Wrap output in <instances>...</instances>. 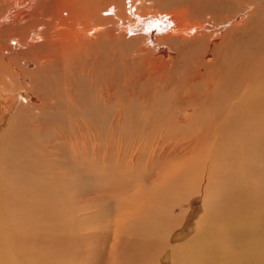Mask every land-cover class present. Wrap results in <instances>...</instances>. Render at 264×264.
I'll return each mask as SVG.
<instances>
[{"label":"bare ground","instance_id":"bare-ground-1","mask_svg":"<svg viewBox=\"0 0 264 264\" xmlns=\"http://www.w3.org/2000/svg\"><path fill=\"white\" fill-rule=\"evenodd\" d=\"M105 1L0 0V79L6 83L0 86V122L17 123L21 134L28 123L27 110L46 109L48 99L32 95L28 82L9 90L8 78L14 83L16 72L25 67L41 73L70 58L61 25L89 36L97 22L114 16L120 22L119 33L143 38L148 47H168L175 56L186 47L183 41L192 47L205 44V58H198L201 70L195 67L187 80L183 103L172 118L177 127L186 129L195 117H205V131H183L176 144L164 139L158 143L160 138L149 147L132 144L124 154L116 153L114 165H107V151L100 152L99 160L74 150L87 169L98 170L100 161L103 171L125 172L116 191L114 217L84 231L79 214L93 212L81 202L71 206L62 187L53 185L58 177L47 175L45 181L34 168L31 175L21 164L23 155L14 149V140L22 139L0 132V264H88L85 258L93 250H88L89 240L98 253L94 264H163L166 256L168 264H264V0H205V15L185 17L190 22L180 15L143 16L133 13V6L126 10L121 2L112 4L114 10L109 12L112 5H103ZM237 3L244 9L237 12ZM249 11L254 13L241 20L240 15ZM101 12H108L106 20ZM214 12L222 16H213ZM184 103L190 107L182 112ZM31 132L39 136L34 129ZM50 149L53 152L52 146H44L45 156ZM140 167L145 169L139 179H130ZM195 198H201L203 206L194 232L176 243L173 234L187 229L186 217ZM54 209L59 216L53 218Z\"/></svg>","mask_w":264,"mask_h":264},{"label":"rangeland","instance_id":"rangeland-1","mask_svg":"<svg viewBox=\"0 0 264 264\" xmlns=\"http://www.w3.org/2000/svg\"><path fill=\"white\" fill-rule=\"evenodd\" d=\"M118 2H121L124 7L127 6L126 10H129L128 6H133V13L136 12L143 16L167 14L171 17L180 15L181 18L188 16V19H193L194 16L199 15L198 12L205 15V9H207L205 0H107L103 5L111 6L118 4ZM113 5L110 7L111 9L109 8V12L114 10ZM237 6V12L244 9L243 5L240 6L237 3ZM249 12L247 14L244 12V16L241 14V20H247L249 15L254 13L253 11ZM107 14L108 12H101L99 16L106 20ZM216 14L222 16V13L216 12L213 16H217ZM80 17L81 15L76 18ZM86 17L90 19L88 16ZM185 19L187 20V18ZM216 21L222 22L221 20ZM119 23V20L114 16L111 21L97 22L90 29L91 34L89 36L83 34L81 36L76 31L74 33L76 29L72 30V28L61 25L60 30L62 31L65 49H71L70 58H62L60 67L51 65L41 73H31L26 67L25 71L22 69L23 72L18 70V74L16 72L14 75L16 80L14 83H12L11 78H8L10 81H8L7 89L9 90L13 88L15 91L17 83L27 84L28 82L29 84L26 86L29 92L30 89L31 91L33 89L32 95L39 94L48 99L46 109H28L29 117L25 119L28 123H25L26 128L21 130V134H18L17 123L8 120L7 123L0 122V132H5L3 135L7 134L11 137L17 135L22 139V142L17 139L14 140L16 142L14 149L21 153V156L23 155L21 164L27 165V171H30L31 175L35 172L33 170H36L42 175L41 179L45 178V181L47 175L58 177L53 185L56 188L62 187L66 193V198L70 197L69 204L73 207H79L81 202L82 206H85L89 212H93L95 216L87 213L88 211L86 214L83 212L79 214V217L83 216L80 218L82 231L85 228L103 224L105 217L108 219L114 217V200L118 197L116 191L120 190L124 182L125 172L123 170L114 171L112 168L103 171L104 164L100 161L97 164L98 170L92 167L87 169L82 166L81 158L75 157L76 149L80 151V156L83 152L84 154L87 153L84 155L85 157L89 154L90 158L95 157L99 160L102 158L100 152L107 151L109 152L107 157L110 158L107 165H114L115 159H117L116 153L124 154V151H127L132 144L137 143L149 147V144L156 138H160L158 143L164 139L168 140L167 142L170 144H176L175 140L182 138L180 135L183 134V131L191 132V134L194 131L196 134L202 130L205 131V117L202 116L198 119L195 117L193 121H190L186 129L177 127L175 120L172 121L177 112L178 104L183 103L181 101L184 98L185 86L189 84L187 80L194 75L195 67L201 70L202 65L198 58H205L204 51L207 50V48L204 49L205 44H200L197 48L183 41L186 47L183 48L184 50L181 49L179 56H175L168 47L158 48L159 46L156 45L148 47L143 38H129L119 33L117 30ZM225 33L221 35H225ZM37 43L42 44L41 42ZM72 44H76L77 49H74ZM172 44L173 46L178 45V43ZM164 46L162 44V47ZM213 51H215L214 48ZM30 55L32 57V54ZM161 60L164 61V64L161 63ZM13 63L16 66L21 65L20 61ZM23 73L24 76H21ZM25 76H27V80ZM203 77L205 78V75ZM0 80L1 83H4V80ZM1 83L0 86H6V83ZM16 93L18 92L16 91ZM43 98H41L42 101H44ZM187 107L190 106H186L184 103L180 110L184 112L183 108ZM168 120L170 123L167 122ZM179 121L183 120L180 119ZM6 126L12 131L6 130ZM30 126L35 133H39V136L32 134ZM61 141H64L63 144ZM40 145L52 146L54 150L52 152L50 149L52 153L47 152L45 156L44 146ZM69 146L73 147L70 148ZM74 146L77 148L74 149ZM107 148L108 150H106ZM71 151L72 153L74 151V155ZM90 152H95L97 155ZM41 155L44 158H49L42 159ZM50 159L52 162H49ZM53 164L55 166L52 167ZM32 168L34 169L31 170ZM144 169L143 167L136 169L132 176L131 174L128 175L129 178L134 179V176L137 178L142 170L144 172ZM139 170L140 172H138ZM35 176L38 177L36 174ZM55 200V203L60 204L61 200L58 201L57 198ZM202 206L201 198H195L190 204L191 210L185 221L189 225L187 229L182 230L181 228L176 230L175 235L173 234L176 243L182 242L186 236L194 232V222L202 213ZM53 211L56 213L53 212V218L59 216L58 210L54 209ZM37 220L40 224L39 218ZM34 223L36 224L35 220ZM91 242V240L88 241L87 247L88 250H90L89 247L93 250L88 251L85 258L88 264H94L96 254H98L93 242L89 244ZM169 260V257L166 256L161 262L168 264Z\"/></svg>","mask_w":264,"mask_h":264}]
</instances>
